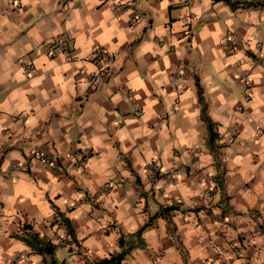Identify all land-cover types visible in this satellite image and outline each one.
<instances>
[{"label":"clouds","instance_id":"clouds-1","mask_svg":"<svg viewBox=\"0 0 264 264\" xmlns=\"http://www.w3.org/2000/svg\"><path fill=\"white\" fill-rule=\"evenodd\" d=\"M53 257L264 264V0H0V264Z\"/></svg>","mask_w":264,"mask_h":264},{"label":"crops","instance_id":"crops-1","mask_svg":"<svg viewBox=\"0 0 264 264\" xmlns=\"http://www.w3.org/2000/svg\"><path fill=\"white\" fill-rule=\"evenodd\" d=\"M51 264H60V262L57 261L55 257H53Z\"/></svg>","mask_w":264,"mask_h":264},{"label":"trees","instance_id":"trees-1","mask_svg":"<svg viewBox=\"0 0 264 264\" xmlns=\"http://www.w3.org/2000/svg\"><path fill=\"white\" fill-rule=\"evenodd\" d=\"M43 250H44L45 252H47V251H48L47 246H45V247L43 248Z\"/></svg>","mask_w":264,"mask_h":264}]
</instances>
